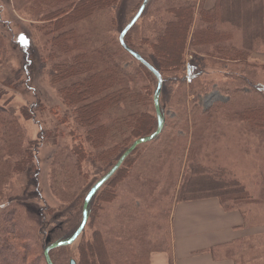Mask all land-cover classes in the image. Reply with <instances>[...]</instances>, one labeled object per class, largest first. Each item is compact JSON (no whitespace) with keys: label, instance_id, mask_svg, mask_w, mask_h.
I'll return each mask as SVG.
<instances>
[{"label":"trees","instance_id":"1","mask_svg":"<svg viewBox=\"0 0 264 264\" xmlns=\"http://www.w3.org/2000/svg\"><path fill=\"white\" fill-rule=\"evenodd\" d=\"M9 1L19 15L26 14L30 19L44 23L40 27L44 41L40 57L49 67V81L57 87V96L65 108L66 113L60 118L59 125L71 126L68 129L71 148L64 158L61 155L56 160L66 181L70 183L75 173H80L82 161L87 155L113 166L133 142L156 130L155 90L150 95L152 99H149L151 87L143 84L153 83V80L157 84L156 78L119 43L121 30L143 0L119 30L117 38L112 34L115 19L108 15L118 6L119 0ZM205 1L207 4V0H199L196 5L194 0H163L152 19L147 20L148 35L136 40L137 46H149L155 62L148 61L135 49L136 41L130 36L131 29L124 37L127 47L159 72L163 86L177 85L175 94L182 108L177 112V123L172 127V132L163 136L156 148L158 155H161L153 166L166 163V169L159 167L150 170L147 178L131 177L130 169H127L129 174L124 169L132 165L133 155L137 152L143 149L150 151L148 146L154 145L159 138L156 141L153 139L137 146L110 178L112 180L106 188L99 192L100 188L92 197L101 202L102 208L115 204L118 182L122 180L126 181L122 189L126 188L130 195L109 210V216L104 209L95 210L93 219L98 214L99 217L107 216L104 218L107 226L101 229L102 232H94L88 240L80 239L76 264H145L146 251L154 248L152 253H168L172 262L171 239L168 246L167 234L163 232L167 227L171 201L175 202L169 217V228L175 205L209 199L217 200L223 212H235L241 216L242 224L238 229L260 227L257 219L258 212H264V165H257L250 159L254 155L264 156V105L256 103L257 100L264 102V85L254 83L257 78L253 72L243 69L264 70V64H255L252 59L254 53L264 48V0H213L208 7L206 4L204 7ZM163 12L165 16L162 20L159 16ZM101 16H107L106 20ZM3 24L8 26L10 23H4L0 13V25ZM24 36L19 32L12 36L11 41L18 47L23 61L24 69L19 70L18 79L21 74L25 73L26 76L31 63V53L22 42ZM4 43L5 38L0 30V54ZM193 44L201 47L192 57L196 62L198 57L207 56L214 59L215 64L218 60L242 66L235 73L232 70V75L229 73L234 82L230 85L232 90L227 100L216 102L206 109L185 106L186 87L189 86L191 90L189 95H194L201 92L197 89L206 85L201 82L205 71L200 69V63L195 64L197 67L190 66L186 69L187 73L182 74L186 52H191ZM125 59L135 61L133 69H129ZM168 70L177 75L173 81L163 76ZM81 86L85 88L86 95L79 91ZM256 88L258 92L254 91ZM253 92L258 97L252 95ZM1 95L3 91L0 89ZM151 105L152 113L148 110ZM139 108L143 110L138 111ZM25 114L26 110H22V115ZM58 133L56 130L55 135ZM39 136L41 140L36 149L48 139L45 131ZM221 137H229L224 148L231 143L234 156L249 158L245 166L254 169V174L245 183L242 181L244 166L239 179L234 169L240 167L222 156L217 148V141ZM33 145L35 142L25 140L17 120L0 110V203L6 197L3 190L9 188L11 191L10 181L14 176L27 174L30 179L37 177ZM60 151L58 149L56 152ZM92 199L87 209L86 225L90 220ZM14 203L8 213L5 207L0 213V264H28V256L33 253L30 245L32 248L33 245L37 246L39 261L46 264L44 249L52 243L69 240L81 222L82 209L79 221L69 222L61 237L38 234L30 217L23 215L24 206L19 204L18 209ZM155 207L157 214L150 215L149 211ZM2 221L6 224L3 230ZM154 228L155 232L152 233ZM251 235L219 245L211 250V254L230 259L233 264H262L259 259L264 258V238L254 241ZM26 239L31 242L37 240V244H28ZM67 248L63 246L49 252L52 264H70L69 256L65 257ZM40 262L33 260L29 264Z\"/></svg>","mask_w":264,"mask_h":264},{"label":"rangeland","instance_id":"2","mask_svg":"<svg viewBox=\"0 0 264 264\" xmlns=\"http://www.w3.org/2000/svg\"><path fill=\"white\" fill-rule=\"evenodd\" d=\"M139 2L140 0H119L118 6L112 13L108 15V17L115 19L116 22L117 27L115 26V29L112 33L115 38L118 37L119 30L122 29L128 20H130L137 9ZM194 2L196 5L199 4V0H194ZM212 2L213 0H207L206 4L205 1L204 7L205 4L208 7ZM162 4L163 0H150L148 2L142 13L145 14L140 17L141 19H139L130 30V36L134 41L138 40L144 35H148L146 30L149 23H147V20L152 19L154 13L159 10ZM0 13L2 21L4 23H10L8 26L5 24L0 25V30L2 31L3 37L5 38V43L0 54V89L3 91V95L0 96V110L3 111V114H10L17 120L27 142H35V145H33V152L34 159L35 156L37 158L38 169L37 177L33 176V179H30L27 174L14 176L10 181V183L12 182V189L10 192L9 188L4 187L5 189L3 191L6 197L0 203V213L4 209H7L8 213L13 207L11 206L12 202L15 201L13 205L17 208V205L19 204L24 206V208H22L23 215L30 217L29 220L33 222L32 225L35 227L34 229L37 230L38 234L44 233L58 238L64 235L66 225L69 224V222H73L76 219L77 222L79 221V213L82 209L81 207L83 206V197L85 194H87V190H89L97 180L106 174L112 165L98 161L93 157V155H87L86 159L82 161L80 173H75L73 181L69 183V181L65 180L64 176L62 177L61 170L58 166L59 161L56 162V160H58V157L61 155H63L62 157L64 158L71 148L72 142L71 138L68 136V129H70L71 126L59 125L60 118L64 117L66 113L65 108L57 96V87L53 86L49 81V67L45 60L40 57V54L44 49V41L40 27H42L44 23L30 19L26 14L19 15L13 10L9 0H0ZM158 13L160 14L161 12ZM164 16L165 15L163 12L159 18H162L163 20ZM106 17L107 16H101V18H105V20ZM99 21L101 20L99 19ZM221 30L224 29L221 28ZM19 32L25 34L22 42L28 46V51L31 53V63L28 65L26 70V76L25 73L21 74V79H18V76L20 74L19 70L24 69L22 57L18 47L14 46V43H11L12 36L18 34ZM134 44L135 49L138 50L143 57H145L148 61H154L152 52L148 49L149 46H137V41L134 42ZM193 45L194 47L191 46L192 49H190L191 52H186L182 74L185 75L187 73L186 69H188L190 66L194 65L197 67L195 64L200 63V69L205 71L201 82L205 83L206 85L200 89H197V91L201 92L194 94L195 96L189 95L191 94V90L189 89V86H187L186 90L184 91L185 106H196L201 109H206L216 102H225L228 98V93L232 90L230 85L232 82H234V78L231 76L232 70L235 73L236 71L241 70L242 66L231 65L218 60L217 64H215L216 62L213 61L214 59L211 60L212 58L207 56L203 58L198 57L196 62L192 57L193 55H196L195 51L201 50V47L197 46L196 44ZM222 57L224 58V56ZM252 59L255 64H264V48H260L258 52L254 53L252 55ZM125 60L127 61V59ZM127 65L129 66V69H133L136 64L135 61L130 60L127 61ZM243 70L253 72L255 78H257V81L254 83L264 85V70ZM226 72L228 74H226ZM163 76L166 80L173 81V79H176L175 77L177 75L174 71L168 70L163 74ZM143 84L150 85L151 89L149 93V99H152L150 95L152 94L153 90H155V80H153V83L147 82ZM141 86H143L142 83ZM84 89L85 88L81 86L79 91L83 95H86ZM161 91L162 92L159 96V110L161 111L160 114L164 121L162 129L163 133L160 137H158L159 135L156 137L157 139L159 138L158 141H156V138V140L154 139L156 141L154 145L148 146L150 151H145V149H143L137 152L135 155H133L134 160L132 161V165H127L124 168L125 170L130 169L131 173L129 170H127V173H130L131 177L133 176L134 178H141L144 176L147 178L146 174L150 170L153 171L159 167H163L164 169L167 168V164H162L161 162L153 166V162L156 161L157 157L160 158L161 155H158V150L156 148H158L160 144L159 142L163 139V136H167L170 132H172V127L177 123V112L182 107H180V100L175 94L177 91V85L168 87L166 84L163 86ZM254 91L258 92L257 88ZM252 95L258 97L254 92ZM256 103L259 105H264V102L260 100H257ZM33 105L36 106L32 108ZM125 107L129 108L127 105H125ZM141 109L143 110V108H139L138 111ZM22 110H26V114L24 116L22 115ZM148 110H150L152 113V105L148 108ZM105 124L108 125L109 123ZM56 130L59 132L57 135H55ZM43 131L47 133L48 139L44 144H41L38 149H36L37 144L39 145V140H41L39 134L41 135ZM190 141L191 138L189 137L188 143H190ZM227 141H229V137H221L217 141V148L219 149L222 156L231 159L240 167L234 169V171L239 175V179H241L240 172L244 166L245 172L242 174H245V176L243 177L242 181L245 183V180L254 174V169H250L245 166V161H247L249 158H241L232 154L234 148L231 146V143L229 147L224 148V144ZM58 149L61 150L60 153L56 152ZM251 160L257 165H264V156L262 154H260V157L259 155L252 156L250 162ZM111 180L112 179H109V181L105 183L103 187H101L99 192L106 188L107 184L110 183ZM125 183L126 181L124 180L118 182V187L116 186V192L118 194L116 199L117 202L113 205H105L102 208L101 202L96 199H92L93 201L91 202L89 224L86 225L84 231L77 238V240L73 244L67 246L68 248L65 251V257L69 256L70 260L73 259L75 261V259H77V246L80 242V239L88 240L94 232H99L104 228V226H107V221L105 223L104 218L109 216L108 211L117 204L123 202L125 197L130 196L126 188L122 189ZM174 202L175 201H171L169 204V213L166 219L167 227L165 231L163 230V232H165L168 237V246L171 239L169 217ZM99 208L102 210L104 209V212L107 216L99 217L98 214L97 218L93 219V216L96 214L95 210ZM113 211L115 212V210ZM157 211L158 210L155 207L149 211V214L155 215L157 214ZM99 213L101 214V212ZM258 215L259 218L257 221L259 222L260 227L249 230L248 232L249 235L252 234L251 236L254 241H260L258 240L259 238H264V235H262L264 234V212H258ZM5 227L6 224L2 221V230L5 229ZM151 232H155V228L152 229ZM26 241L28 244H37V240H35V242L32 240L31 242L26 239ZM30 247L31 250H33V253L29 254L28 256L29 262H32L33 260L40 262L38 253L39 249H37V246L35 245H33V248L31 245ZM158 247L161 248L160 246ZM154 249H148L146 251L145 264L149 263V258L152 254V251H155ZM263 261L264 258L260 257L259 262L263 264ZM39 264L42 263L40 262Z\"/></svg>","mask_w":264,"mask_h":264},{"label":"crops","instance_id":"3","mask_svg":"<svg viewBox=\"0 0 264 264\" xmlns=\"http://www.w3.org/2000/svg\"><path fill=\"white\" fill-rule=\"evenodd\" d=\"M242 218L235 212H223L217 200L209 199L175 205L171 218V257L165 252L152 253L149 264H233L215 257L213 248L249 235L241 230Z\"/></svg>","mask_w":264,"mask_h":264},{"label":"water","instance_id":"4","mask_svg":"<svg viewBox=\"0 0 264 264\" xmlns=\"http://www.w3.org/2000/svg\"><path fill=\"white\" fill-rule=\"evenodd\" d=\"M149 1L150 0H143L142 1L141 5L139 6L138 10L136 11V13L132 17V19L121 30V32L119 34V43L123 49H125L135 60H137L140 64H142L146 69H148L153 74V76L156 78L157 84H156V89H155V93H154V108H155V113H156V117H157V128L151 135H149L147 137L139 138L135 142H133V144L118 158L116 163L108 170V172H106V174H104L99 180H97L91 186V188L87 192V194L84 198V201H83L82 218H81V222H80L77 230L69 238V240L52 243L44 249L43 256H44V260H45L46 264H52L50 257H49V252L51 250L73 244L77 240V238L82 234V232L85 228V225L87 223V219H88V215H87L88 204L91 201L92 197L96 194V192L116 173V171L122 165L124 160L131 154V152L137 146L152 141L161 133V131L163 129L164 121H163V118H162V116L160 114V110H159V96L161 93L162 83H163L162 77L159 74V72H157L155 70V68H153V66H151L148 62H146L139 54H137V53L133 52L131 49H129L124 42L125 35L136 24V22L138 21V19L142 15V13H143V11H144V9L147 6ZM69 263L70 264H76L73 259H71Z\"/></svg>","mask_w":264,"mask_h":264}]
</instances>
